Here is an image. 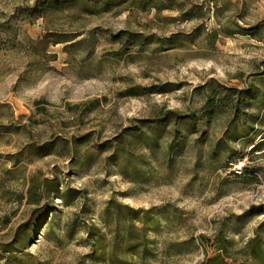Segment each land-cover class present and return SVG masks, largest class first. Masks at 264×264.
<instances>
[{
  "label": "rangeland",
  "instance_id": "obj_1",
  "mask_svg": "<svg viewBox=\"0 0 264 264\" xmlns=\"http://www.w3.org/2000/svg\"><path fill=\"white\" fill-rule=\"evenodd\" d=\"M34 1L0 0V243L29 218L17 201L29 181L56 178L77 200L55 201L54 236L39 233L28 251L38 263L79 264L84 235L59 230L86 222L81 208L97 223L111 199L167 214L154 235L156 255L144 264H208L219 233L232 253L256 233L264 246V0H160L159 13L128 0L111 13L65 10L29 23L24 12ZM195 7L201 18L187 13ZM132 34L171 38L176 47L129 52ZM63 37L74 40L55 44ZM246 89L253 100L234 113L235 90ZM208 95L224 99L226 113L186 126L181 151L169 152L170 135L152 151L128 137L169 111L198 116ZM57 139L88 141L82 165L72 167L65 153L13 165L28 144Z\"/></svg>",
  "mask_w": 264,
  "mask_h": 264
},
{
  "label": "trees",
  "instance_id": "obj_2",
  "mask_svg": "<svg viewBox=\"0 0 264 264\" xmlns=\"http://www.w3.org/2000/svg\"><path fill=\"white\" fill-rule=\"evenodd\" d=\"M90 1L35 0L25 10L24 16L29 23H33L37 20L50 18L65 10L99 15L100 13H111L114 8L120 7L128 0ZM132 2L139 6L141 12L155 10L159 13L161 11L159 8L160 0H133ZM187 13L196 19L203 16L201 9L197 7L190 9ZM124 35L126 34L122 32L112 36L113 42L121 43ZM73 40L63 37L59 38L55 44L71 43ZM126 43L130 47L128 51L137 54L143 53L153 46L161 51L171 50L176 47L171 38L155 39L152 36L144 37L142 34L128 36ZM235 91L238 94V98L234 113L239 114V107L247 101L253 100V96L250 95L248 89ZM223 101L224 99L214 101L208 95L198 116H179L177 112L169 111L166 114H160L152 122L141 123L140 127L131 130L133 132L129 133L128 137L135 139L136 144H141V150L152 151V149L160 150V141L165 136L170 135L169 152H174L176 151L175 149L181 151L184 146L183 140L185 139V136H183L184 128L188 125L194 126L198 122H200L199 124L209 123L224 115L226 112L223 111ZM41 104L42 102L36 103L42 112L44 108H40ZM125 139L121 135L117 136L116 140V146L121 149L120 152L122 153L128 147ZM87 142L85 139L72 141L57 139L42 145L28 144L18 154L14 155L11 161H13V165L21 160L29 163L35 159L65 153L67 157H70L73 163L72 167H77L82 165L86 157V154L83 155L82 152ZM129 145L130 147L133 146V144ZM215 153L219 154L218 151ZM127 156L129 154H126L124 159H127ZM116 160L113 159L110 163L114 164ZM144 164L143 160L140 165L143 166ZM133 165V159H127L126 166L137 170L136 164ZM60 185L61 183L56 178L42 180L32 178L25 192L18 194L17 201L24 203L25 206L30 208V215L27 221L14 230L7 242L0 243V262H5L6 264H46L45 262L38 263L36 257L28 251L39 233L49 238L54 236V228L57 225L55 223L57 219L55 213L59 211L55 206V201L59 200L66 207H70L77 200L76 195L73 196V193L71 194L69 191L61 192ZM81 209V214L89 217L86 222H80L75 219L70 225L68 224L59 230V232L65 231L64 235L68 239H73L77 233L84 235V238L80 241L87 247L88 252L79 259V264H144L156 255L154 235L157 234L162 223L169 219L167 214H157L155 210L134 209L117 202L115 199H111L105 204L97 223H95L91 215L89 216V208ZM9 223V220L6 219L4 225L7 226ZM205 239L204 236L199 237L201 242ZM196 244L199 245L200 242L197 240ZM231 247V241L226 240L221 233L217 234L214 238L215 253L208 259L207 263L264 264V246L257 233L234 253L230 251Z\"/></svg>",
  "mask_w": 264,
  "mask_h": 264
},
{
  "label": "built area",
  "instance_id": "obj_3",
  "mask_svg": "<svg viewBox=\"0 0 264 264\" xmlns=\"http://www.w3.org/2000/svg\"><path fill=\"white\" fill-rule=\"evenodd\" d=\"M243 166L242 165H239V166H236V170L234 171L236 174L238 175H242L243 174Z\"/></svg>",
  "mask_w": 264,
  "mask_h": 264
}]
</instances>
